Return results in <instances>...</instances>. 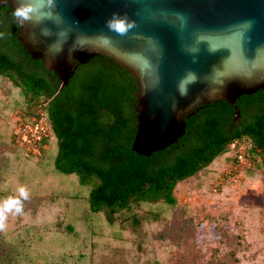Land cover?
Segmentation results:
<instances>
[{
	"label": "water",
	"instance_id": "water-1",
	"mask_svg": "<svg viewBox=\"0 0 264 264\" xmlns=\"http://www.w3.org/2000/svg\"><path fill=\"white\" fill-rule=\"evenodd\" d=\"M16 4L0 0V71L51 98L62 160L85 182L137 190L233 136L264 143V0H55L59 18L23 27ZM113 12L136 26L110 32Z\"/></svg>",
	"mask_w": 264,
	"mask_h": 264
},
{
	"label": "rangeland",
	"instance_id": "rangeland-1",
	"mask_svg": "<svg viewBox=\"0 0 264 264\" xmlns=\"http://www.w3.org/2000/svg\"><path fill=\"white\" fill-rule=\"evenodd\" d=\"M22 97L0 76L7 130L42 112V98L24 105ZM13 146L17 157L6 155L1 166L10 177L0 185V199L15 195L20 185L30 197L23 213L9 214L0 231V264H264V153L233 167L217 156L175 184L171 209L151 208L159 219L147 216L146 206H134L145 214L137 218L147 220L146 242L137 234L127 236V230L116 238V227L107 226L101 213L88 211V188L74 174L53 168V138L43 155L25 157L21 145Z\"/></svg>",
	"mask_w": 264,
	"mask_h": 264
},
{
	"label": "trees",
	"instance_id": "trees-1",
	"mask_svg": "<svg viewBox=\"0 0 264 264\" xmlns=\"http://www.w3.org/2000/svg\"><path fill=\"white\" fill-rule=\"evenodd\" d=\"M0 76L4 77L7 82H10V84H12L21 92V96L25 98V101L24 99L22 100L23 104L24 103L28 104L27 102L29 100L38 101L39 98H42V100H44L45 104L42 107V112L45 118L46 125L49 129L50 135L48 138L43 139L42 143L46 144L50 138H53L56 146V150L52 159L54 170H56L61 174H74L64 164L60 154L55 110L51 98L2 71H0ZM34 117L35 115L32 112L31 118ZM31 118L29 119L31 120ZM23 120L27 121L28 117L24 118ZM9 134H10V141L11 143H13L11 137V130L9 131ZM234 140L237 142H239L240 140H245L247 144L245 150V159L247 161L249 157L252 156L253 158V155L258 156L264 153V143L257 141L256 139H254L249 135L239 134L233 136L232 138L224 142L204 161H202L201 163H199L198 165H196L186 173L182 174L181 176L165 181L163 183L155 184L137 190H112V189L100 188L85 182L84 180L80 179L76 174L74 175L76 176L77 182L80 185H84L88 188L87 196H86L88 211L90 213H101L103 215V220L107 226H111L112 228L116 227L117 230L115 231L114 234V236L115 235L117 236V237L115 236L116 238L119 237L121 232L123 233L125 230H127L126 233L127 236L130 237L132 235L137 234L138 238H142L147 242L148 235L145 228V224L147 220L140 221L137 217H140V215L145 216L146 214L147 216H151L154 219H159V214L158 216H155L157 215V212L155 213L151 211V208L156 207L160 211L163 209L162 206H165L171 209L176 204V199L173 196V188L175 184L177 182H180L181 180H184L194 175L202 167H205L209 163H211L217 156L219 158L221 157L219 163L224 164L226 160H228L229 166L233 167V165L235 164V158L233 154L235 148V145L233 143ZM44 151L45 149H42L41 155H43ZM223 176L228 177L227 173H224ZM138 204H142L147 207L145 210L146 211L145 214L133 210V207ZM198 224L202 226L203 222H198Z\"/></svg>",
	"mask_w": 264,
	"mask_h": 264
},
{
	"label": "clouds",
	"instance_id": "clouds-1",
	"mask_svg": "<svg viewBox=\"0 0 264 264\" xmlns=\"http://www.w3.org/2000/svg\"><path fill=\"white\" fill-rule=\"evenodd\" d=\"M55 0H17L16 7L13 9L12 15L18 24L23 27L26 23L39 25L45 20L55 21L60 14L55 12ZM106 26L110 32L119 36H125L136 26V21L128 18L127 14L121 15L118 12H113L111 17L107 19ZM41 34L51 36L52 30L44 27L41 29ZM58 37L63 35L57 34ZM50 49L59 52L62 51L59 38L56 42L50 45ZM197 77L195 73L188 72L181 78L178 84V90L181 95H187V85L194 83ZM30 197L29 190L26 186L20 185L16 189L15 195H9L0 199V231L7 227V219L9 214L20 215L24 211L23 202Z\"/></svg>",
	"mask_w": 264,
	"mask_h": 264
},
{
	"label": "built area",
	"instance_id": "built-area-1",
	"mask_svg": "<svg viewBox=\"0 0 264 264\" xmlns=\"http://www.w3.org/2000/svg\"><path fill=\"white\" fill-rule=\"evenodd\" d=\"M35 116L31 119V122H24V124L16 123L17 128L13 126L11 129L13 143L22 146L25 156L36 155L34 154L36 152H39L37 155H40L42 149H45V144L42 143V140L48 138L50 135L42 112L40 110L37 111ZM233 143L235 145L233 154L236 164L247 162L245 159L247 147L245 140H240L239 142L234 140Z\"/></svg>",
	"mask_w": 264,
	"mask_h": 264
},
{
	"label": "crops",
	"instance_id": "crops-1",
	"mask_svg": "<svg viewBox=\"0 0 264 264\" xmlns=\"http://www.w3.org/2000/svg\"><path fill=\"white\" fill-rule=\"evenodd\" d=\"M5 99V96L4 98ZM6 101V100H4ZM5 110H0V185L6 184L9 181V175H4L2 174V170L4 167V162L5 159H7L8 156L10 158L17 157L16 152L12 150L13 143L10 141V134H9V129L7 130L6 123L9 121L7 117L4 116L3 112ZM7 155V157H6ZM2 164V165H1Z\"/></svg>",
	"mask_w": 264,
	"mask_h": 264
}]
</instances>
